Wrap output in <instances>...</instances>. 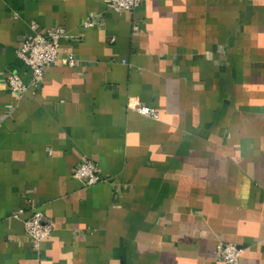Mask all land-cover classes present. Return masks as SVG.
<instances>
[{"label": "crops", "instance_id": "obj_1", "mask_svg": "<svg viewBox=\"0 0 264 264\" xmlns=\"http://www.w3.org/2000/svg\"><path fill=\"white\" fill-rule=\"evenodd\" d=\"M55 26L75 65L14 94L20 41ZM83 159L105 180L83 187ZM218 242L264 264V0H0V264H226Z\"/></svg>", "mask_w": 264, "mask_h": 264}, {"label": "built area", "instance_id": "obj_2", "mask_svg": "<svg viewBox=\"0 0 264 264\" xmlns=\"http://www.w3.org/2000/svg\"><path fill=\"white\" fill-rule=\"evenodd\" d=\"M145 1L148 0H107V6L113 11H134ZM97 23V18H87L83 21V26L91 27L97 25ZM64 37L69 36L66 30L60 26L44 30L30 28V31L20 41L16 51L17 56L30 70V81L25 83L16 72H8L6 83L11 92L21 96L30 88H36L39 85V79L50 67L59 64L75 65L76 60L71 54L60 56L58 53L59 40ZM138 110L145 114H152V111L146 107L138 108ZM73 176L85 188L105 180L97 163L90 159L79 161L73 170ZM24 212H27L23 220L25 234L29 238L33 249L38 251L41 242L52 233L53 225L33 205H30L27 210L19 209L15 215L18 216ZM240 254L241 249L236 244L218 242L215 246L214 258L226 264H235L239 260Z\"/></svg>", "mask_w": 264, "mask_h": 264}]
</instances>
